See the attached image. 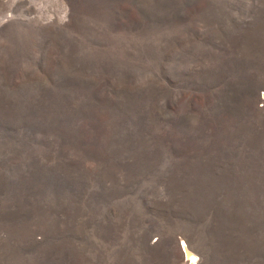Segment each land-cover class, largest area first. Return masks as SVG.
<instances>
[{
	"label": "rangeland",
	"instance_id": "rangeland-1",
	"mask_svg": "<svg viewBox=\"0 0 264 264\" xmlns=\"http://www.w3.org/2000/svg\"><path fill=\"white\" fill-rule=\"evenodd\" d=\"M0 264H264V0H0Z\"/></svg>",
	"mask_w": 264,
	"mask_h": 264
},
{
	"label": "bare ground",
	"instance_id": "bare-ground-1",
	"mask_svg": "<svg viewBox=\"0 0 264 264\" xmlns=\"http://www.w3.org/2000/svg\"><path fill=\"white\" fill-rule=\"evenodd\" d=\"M184 250H185V253H186V256L188 257L187 258V261L188 263H191V262H195V260L197 259V256L191 252L187 247L186 245L184 244Z\"/></svg>",
	"mask_w": 264,
	"mask_h": 264
}]
</instances>
